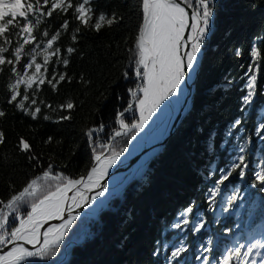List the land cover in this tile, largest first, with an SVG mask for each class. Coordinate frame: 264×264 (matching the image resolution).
<instances>
[{"label": "snow or ice", "instance_id": "snow-or-ice-1", "mask_svg": "<svg viewBox=\"0 0 264 264\" xmlns=\"http://www.w3.org/2000/svg\"><path fill=\"white\" fill-rule=\"evenodd\" d=\"M216 2L140 0V20L133 45L127 49L128 65L120 73L124 80L133 83L127 88L130 99L126 107L114 114L118 127L109 129L99 122L84 132L92 161L84 173L70 176L57 171L51 162L42 164L34 138L16 136L14 151L40 171L26 178L19 188L9 182L4 195H0V264H51L81 215L95 216L107 206L111 196L120 192V187L110 192L106 181L110 171L125 163L139 147L137 144L130 151L127 145L138 137L143 140L154 136L157 130L153 125L170 104L187 103L179 97L189 94L201 67L204 46L217 29ZM123 19L118 13L102 11L95 0H0V80L4 81L0 93V151L10 142L3 124L16 111L33 121H50L53 117L42 112V108L63 110L67 114L60 115L57 122L72 120L71 112L77 104L68 99L54 107L42 98V92H58L62 83L72 82L73 77L67 71H57V66L67 69L70 57L80 54L76 43L82 30L98 33ZM63 35L71 41L66 47L61 43ZM233 54L240 57L244 51L236 48ZM248 56V66L241 77L242 115L222 131L209 129L202 141L203 163L197 166V174L204 185L205 206L189 200L178 206L171 221L162 223L152 253L162 257L160 264H189L185 256L192 243L189 236L207 232L208 213L214 216L212 224L221 225L216 234L224 247L213 257V239L209 237L206 245L198 246L195 259L200 264H264V233H249L246 241L236 238L229 246L225 238L233 234L234 227L220 218L225 213L230 218L233 212L239 217L236 210L244 208L248 189L264 193V148L258 149L259 159L251 167L249 160L254 137L264 143V119L258 117L254 128L247 129L249 110L258 90V73L264 66V24L253 36ZM79 82L91 83L83 75ZM260 116H264V109ZM166 131L165 127L160 134ZM198 131L203 133L204 129ZM117 138H124L119 147ZM43 143L61 142L49 135ZM238 181L246 182L247 189L242 190ZM229 186L231 190L225 195ZM258 206L252 202L250 216ZM51 220L62 223L45 229Z\"/></svg>", "mask_w": 264, "mask_h": 264}, {"label": "trees", "instance_id": "trees-1", "mask_svg": "<svg viewBox=\"0 0 264 264\" xmlns=\"http://www.w3.org/2000/svg\"><path fill=\"white\" fill-rule=\"evenodd\" d=\"M95 3L102 11L118 13L124 19L119 24L103 27L98 33L82 30L76 43L80 54L70 57L67 69L57 66V71H67L73 77L72 82L62 83L58 92L48 89L42 92V98L54 107L68 99L77 104L71 112V121L57 122L60 115L67 114L63 110L52 112L42 108V112L53 117L52 120L33 121L16 111L4 122L10 142L0 151V195H4L9 182L19 188L26 178L40 171L30 167L29 162L14 151L17 135L34 138L42 164L51 162L57 171L78 176L92 164L84 132L99 122L105 123L109 129L118 127L114 123V114L127 106L130 99L127 88L133 87V83L124 80L120 73L128 65L127 49L133 45L140 20V0H95ZM216 12L217 29L204 46L190 113L141 177L112 199L100 215L81 216L70 238L66 237V243L61 245L57 260L51 264H59L60 260L64 264H160L162 257L152 253L162 223L171 221L178 206L189 200L205 206L204 185L200 184L197 174V166L203 163L202 141L209 129L216 127L222 131L242 115L239 109L244 80L241 77L248 66L253 36L264 24V0H217ZM228 31L231 34L225 35ZM61 43L66 47L71 43L70 37L63 35ZM236 48L243 49L244 55L235 56ZM81 75L91 83L79 82ZM258 76L257 94L249 110L248 130L254 128V122L264 119L260 116V110L264 109V66ZM3 88L4 81L0 80V93ZM8 110L12 111L10 106ZM200 128L204 129L203 133L198 131ZM49 135L61 143L44 144ZM123 139L117 138L118 147ZM260 148H264V143L254 137L250 167L259 159L256 152ZM237 183L242 190L247 189L246 182ZM231 187L225 195L229 194ZM248 192L253 195L250 197ZM245 201L244 208L236 210L239 217L235 212L230 218L226 213L220 217L234 227L233 234L225 238L229 246L236 238L246 241L249 233H264V193L248 189ZM253 201L259 206L250 216ZM205 218L210 224L207 232L189 236L192 243L185 254L189 264H200L195 259L197 249L200 244L206 245L209 237L213 239V257L224 247L216 234L221 225L211 223L214 219L211 213ZM237 223L239 227H235Z\"/></svg>", "mask_w": 264, "mask_h": 264}, {"label": "water", "instance_id": "water-1", "mask_svg": "<svg viewBox=\"0 0 264 264\" xmlns=\"http://www.w3.org/2000/svg\"><path fill=\"white\" fill-rule=\"evenodd\" d=\"M201 66H202V63H201ZM200 70H201V67L198 70V76H199ZM198 76L196 77L194 84H192L191 87L189 88V94L187 96H184L183 94H181V96L179 98L180 100H186L187 103L182 104V105L172 103L169 105L170 106V112H167L166 115L164 116L165 117L164 123H167L166 124L167 131L161 136V138L158 141H156L154 143L149 142L151 136L146 138V139H143L141 144H140L141 148L138 152L130 155L125 163L118 164L117 166H115L114 169L110 171L109 179L106 181L109 185V188L111 187V184H112V181L114 178V172L119 166L126 165L129 163H133L135 160L142 158L145 155L148 156L147 159L145 160V162L143 163V165L139 168V170L137 172H135V170L137 169L136 168L135 170H133L132 172H130L128 174L126 181H124V183L120 187L121 188L120 192H122L131 182H133L135 179L139 178V176L141 177L143 175L144 171L146 170L147 166L153 161V159L156 156H158L165 149L167 142L169 141L170 137L176 132V130L179 128V126L182 124V122L184 121L186 116L190 113L191 109L193 108ZM160 125H161V121H158V123L156 125H154L153 127L157 130L160 127ZM128 148H130V146ZM122 159H123V157H122ZM69 194L71 195V193H69ZM117 195L111 196L109 198L108 204ZM108 204L106 207L101 209L96 215H100L104 210H106L108 207ZM76 211L77 212H87V211H91V209L76 210ZM81 216H87V215L82 214ZM59 223H62V221L51 220V221H49V223L47 225H45V229H47L48 227H50L52 225L59 224ZM45 229H42V231Z\"/></svg>", "mask_w": 264, "mask_h": 264}, {"label": "bare ground", "instance_id": "bare-ground-1", "mask_svg": "<svg viewBox=\"0 0 264 264\" xmlns=\"http://www.w3.org/2000/svg\"><path fill=\"white\" fill-rule=\"evenodd\" d=\"M180 98V97H179ZM175 99V98H174ZM173 104H176V103H174L173 102ZM167 112H170V106L168 107V109L166 110V112H164V113H162L161 114V117H160V119L158 120V121H161V125H160V127L157 129V132H156V134L154 135V136H151V138H150V140H149V142L150 143H154V142H156V141H158L160 138H161V136L163 135H161L160 133H161V131L166 127V124L167 123H164V116L166 115V113ZM158 121H157V123H158ZM156 123V124H157ZM156 124H154V125H156ZM153 125V126H154ZM141 142H142V140H141V138L138 140V141H134L133 142V144L132 145H130V148H129V150L130 151H132V149H133V146H135V145H137V144H139V147L137 148V150L133 153V154H135L136 152H138L139 150H140V144H141ZM147 155H145V156H143L142 158H139V159H137V160H135L133 163H129V164H126V165H122V166H119L116 170H115V172H114V178H113V181H112V184H111V187L109 188L110 189V192L114 189V188H116V187H121V185L124 183V181H126V179H127V177H128V174L130 173V172H132L133 170H135L136 168V170H135V172H137L138 170H139V168L143 165V163L145 162V160L147 159ZM139 165V166H138ZM138 166V167H137ZM134 172V173H135ZM140 177V176H139ZM106 195H108V194H106ZM93 207H96L95 205L93 206ZM77 210H80V209H77Z\"/></svg>", "mask_w": 264, "mask_h": 264}, {"label": "rangeland", "instance_id": "rangeland-1", "mask_svg": "<svg viewBox=\"0 0 264 264\" xmlns=\"http://www.w3.org/2000/svg\"><path fill=\"white\" fill-rule=\"evenodd\" d=\"M139 139H140V137H138V140H139ZM138 140H137V141H138Z\"/></svg>", "mask_w": 264, "mask_h": 264}]
</instances>
